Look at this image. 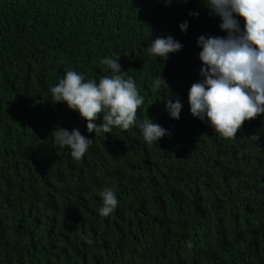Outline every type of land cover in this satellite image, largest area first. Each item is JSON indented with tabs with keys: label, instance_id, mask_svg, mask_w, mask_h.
Segmentation results:
<instances>
[{
	"label": "trees",
	"instance_id": "obj_1",
	"mask_svg": "<svg viewBox=\"0 0 264 264\" xmlns=\"http://www.w3.org/2000/svg\"><path fill=\"white\" fill-rule=\"evenodd\" d=\"M220 23L207 0H0V264H264V113L229 140L189 110L197 40L225 37ZM168 36L179 51L148 53ZM117 56L144 98L137 120L169 133L156 143L135 126L88 133L54 103L67 70L98 83ZM58 128L92 139L83 158L55 142ZM105 188L118 200L106 217Z\"/></svg>",
	"mask_w": 264,
	"mask_h": 264
},
{
	"label": "clouds",
	"instance_id": "obj_2",
	"mask_svg": "<svg viewBox=\"0 0 264 264\" xmlns=\"http://www.w3.org/2000/svg\"><path fill=\"white\" fill-rule=\"evenodd\" d=\"M211 13L221 20L219 25L225 37L200 36L199 59L203 64L200 75L203 80L195 82L188 90L189 110L201 122L209 126L224 139H234L245 121L264 113V0H207ZM190 15H197L190 13ZM241 21L243 26L241 27ZM187 22L179 27L187 29ZM182 45L171 36L156 38L147 51L164 60L169 53L177 52ZM119 56L105 57L101 64L107 65L113 75L85 81L82 74L67 70L62 79L50 88L54 103H66L70 110L79 113L86 121L88 133L110 134L114 127L128 130L135 126L146 143H156L169 134L150 119L137 120V110L144 103L135 81L125 78L118 63ZM168 88L161 75L154 87ZM165 108L173 119H179L181 102L168 99ZM100 119V123L95 121ZM55 142L67 146L71 156L80 160L92 144V139L81 135L79 129L69 132L58 128L52 133ZM259 140V136H252ZM99 196L101 216L110 215L118 204L115 191L105 188ZM86 243L92 240L85 238Z\"/></svg>",
	"mask_w": 264,
	"mask_h": 264
}]
</instances>
